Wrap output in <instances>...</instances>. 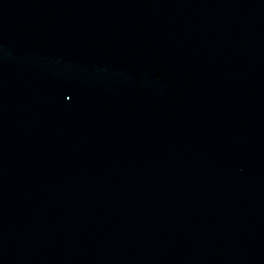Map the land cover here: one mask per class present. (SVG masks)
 Wrapping results in <instances>:
<instances>
[{
	"label": "water",
	"instance_id": "1",
	"mask_svg": "<svg viewBox=\"0 0 264 264\" xmlns=\"http://www.w3.org/2000/svg\"><path fill=\"white\" fill-rule=\"evenodd\" d=\"M0 264H264V0H0Z\"/></svg>",
	"mask_w": 264,
	"mask_h": 264
}]
</instances>
